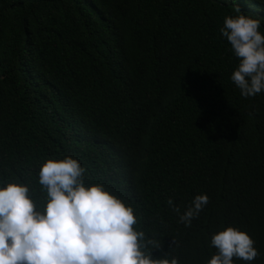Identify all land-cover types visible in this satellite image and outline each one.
Instances as JSON below:
<instances>
[{
    "label": "trees",
    "instance_id": "trees-1",
    "mask_svg": "<svg viewBox=\"0 0 264 264\" xmlns=\"http://www.w3.org/2000/svg\"><path fill=\"white\" fill-rule=\"evenodd\" d=\"M235 8L264 33L262 0H0V181L39 203L41 163L72 156L131 205L153 258L205 264L231 225L259 253L233 264H264V92L229 79ZM196 194L185 226L166 201Z\"/></svg>",
    "mask_w": 264,
    "mask_h": 264
},
{
    "label": "clouds",
    "instance_id": "clouds-1",
    "mask_svg": "<svg viewBox=\"0 0 264 264\" xmlns=\"http://www.w3.org/2000/svg\"><path fill=\"white\" fill-rule=\"evenodd\" d=\"M234 11L219 33L237 60L229 79L241 97H252L264 92V33L260 19ZM84 173L72 156L44 160L37 174L44 193L39 203L27 184L0 181V264H178L167 251L153 258L160 244L133 227L131 205L102 183L86 182ZM207 202L206 194H196L181 212L171 198L166 201L185 226ZM210 246L215 251L205 264L251 262L259 255L249 234L231 225L213 233Z\"/></svg>",
    "mask_w": 264,
    "mask_h": 264
}]
</instances>
